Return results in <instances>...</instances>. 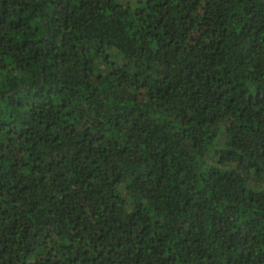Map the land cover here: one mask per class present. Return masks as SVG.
<instances>
[{
    "label": "trees",
    "instance_id": "obj_1",
    "mask_svg": "<svg viewBox=\"0 0 264 264\" xmlns=\"http://www.w3.org/2000/svg\"><path fill=\"white\" fill-rule=\"evenodd\" d=\"M0 264H264V0H0Z\"/></svg>",
    "mask_w": 264,
    "mask_h": 264
},
{
    "label": "rangeland",
    "instance_id": "obj_2",
    "mask_svg": "<svg viewBox=\"0 0 264 264\" xmlns=\"http://www.w3.org/2000/svg\"><path fill=\"white\" fill-rule=\"evenodd\" d=\"M123 4H130L132 9H135L139 6L141 0H117Z\"/></svg>",
    "mask_w": 264,
    "mask_h": 264
}]
</instances>
